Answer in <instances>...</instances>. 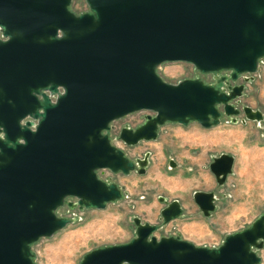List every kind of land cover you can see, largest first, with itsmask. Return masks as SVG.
Returning a JSON list of instances; mask_svg holds the SVG:
<instances>
[{"label": "water", "instance_id": "water-1", "mask_svg": "<svg viewBox=\"0 0 264 264\" xmlns=\"http://www.w3.org/2000/svg\"><path fill=\"white\" fill-rule=\"evenodd\" d=\"M72 1L0 0V264H37L32 245L73 221L57 214L64 205L104 209L121 199L122 187L99 171L145 172L149 152L131 159L115 146L114 121L147 112L120 129L116 139L127 146L155 140L167 122L264 121L240 99L264 59V0H85L79 14ZM175 61L226 73L214 83L170 82L159 69ZM233 165L222 153L209 170L222 184ZM159 200L160 223L135 216L129 241L92 249L79 264L261 262L264 214L217 247L197 246L155 235L183 215L177 199ZM193 200L205 216L215 210L212 191Z\"/></svg>", "mask_w": 264, "mask_h": 264}, {"label": "rangeland", "instance_id": "rangeland-1", "mask_svg": "<svg viewBox=\"0 0 264 264\" xmlns=\"http://www.w3.org/2000/svg\"><path fill=\"white\" fill-rule=\"evenodd\" d=\"M84 8L83 0H74L73 9ZM260 77L246 84L243 104L264 114V59L260 63ZM221 73H201L187 62H167L159 74L167 81L184 77H199L214 83ZM145 111L132 113L111 124L112 143L131 159L143 158L149 152L144 173L128 175L99 171L100 178L113 181L123 189V197L107 203L104 209L59 208L57 214L73 219L50 238H42L32 245L37 264H79L83 255L92 249L124 243L135 232L133 218L160 223L164 203L177 199L183 215L155 232L162 236L180 235L197 246L217 247L228 233L248 227L264 214V121L259 126L246 120L232 122L223 116L220 123L203 128L197 122L183 126L167 122L159 127L158 141H141L127 146L116 139L124 125L135 127L142 123ZM222 153L234 156L232 173L218 184L209 170L212 159ZM170 160L174 165L170 164ZM195 191H212L216 195L215 210L205 216L195 204ZM259 264H264V246L258 251Z\"/></svg>", "mask_w": 264, "mask_h": 264}, {"label": "flooded vegetation", "instance_id": "flooded-vegetation-1", "mask_svg": "<svg viewBox=\"0 0 264 264\" xmlns=\"http://www.w3.org/2000/svg\"><path fill=\"white\" fill-rule=\"evenodd\" d=\"M83 3H84V8H79L78 10H76V9H73V4H74V0H73L72 3H71L70 9H71L73 12H75L76 14L82 13V12H84V11L87 10V5H86L85 0H83ZM52 98H53V97H52ZM30 120H31V119H30L29 116L25 117L24 119H21V120H20V126H23L27 121H30ZM30 128H32V125L30 126ZM0 129H1V127H0ZM0 138L3 139V132H2V131H0Z\"/></svg>", "mask_w": 264, "mask_h": 264}, {"label": "crops", "instance_id": "crops-1", "mask_svg": "<svg viewBox=\"0 0 264 264\" xmlns=\"http://www.w3.org/2000/svg\"><path fill=\"white\" fill-rule=\"evenodd\" d=\"M256 77H260V70H259V72L255 75V78ZM184 126V125H183ZM212 127H214V126H212ZM209 128H211V127H209ZM158 141V139H155V140H151V141H146V142H150V143H155V142H157ZM124 175V174H123ZM180 202V201H179ZM181 203V202H180Z\"/></svg>", "mask_w": 264, "mask_h": 264}, {"label": "built area", "instance_id": "built-area-1", "mask_svg": "<svg viewBox=\"0 0 264 264\" xmlns=\"http://www.w3.org/2000/svg\"><path fill=\"white\" fill-rule=\"evenodd\" d=\"M161 67H162V66H161ZM161 67H160V69H161ZM160 69H159V70H160ZM46 92L48 93V91H46ZM51 97H54V95H52ZM116 137H117V136H116Z\"/></svg>", "mask_w": 264, "mask_h": 264}]
</instances>
